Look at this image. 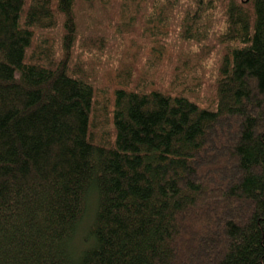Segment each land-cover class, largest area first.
Masks as SVG:
<instances>
[{"label":"trees","instance_id":"16d2710c","mask_svg":"<svg viewBox=\"0 0 264 264\" xmlns=\"http://www.w3.org/2000/svg\"><path fill=\"white\" fill-rule=\"evenodd\" d=\"M0 264H264V0H0Z\"/></svg>","mask_w":264,"mask_h":264}]
</instances>
